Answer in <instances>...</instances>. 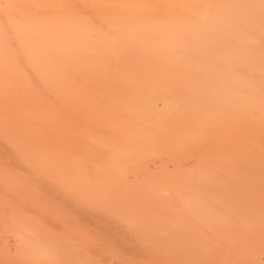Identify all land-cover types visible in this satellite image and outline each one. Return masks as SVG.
<instances>
[{"label":"bare ground","instance_id":"6f19581e","mask_svg":"<svg viewBox=\"0 0 264 264\" xmlns=\"http://www.w3.org/2000/svg\"><path fill=\"white\" fill-rule=\"evenodd\" d=\"M0 264H264V0H0Z\"/></svg>","mask_w":264,"mask_h":264}]
</instances>
